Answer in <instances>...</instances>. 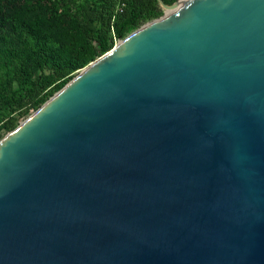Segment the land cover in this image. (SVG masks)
Returning a JSON list of instances; mask_svg holds the SVG:
<instances>
[{
    "label": "water",
    "instance_id": "obj_1",
    "mask_svg": "<svg viewBox=\"0 0 264 264\" xmlns=\"http://www.w3.org/2000/svg\"><path fill=\"white\" fill-rule=\"evenodd\" d=\"M156 1L0 141V264H264V0Z\"/></svg>",
    "mask_w": 264,
    "mask_h": 264
},
{
    "label": "trees",
    "instance_id": "obj_2",
    "mask_svg": "<svg viewBox=\"0 0 264 264\" xmlns=\"http://www.w3.org/2000/svg\"><path fill=\"white\" fill-rule=\"evenodd\" d=\"M171 5L177 0H162ZM0 0V126L13 131L75 74L145 23L162 16L156 0ZM2 112H7L3 115Z\"/></svg>",
    "mask_w": 264,
    "mask_h": 264
},
{
    "label": "rangeland",
    "instance_id": "obj_3",
    "mask_svg": "<svg viewBox=\"0 0 264 264\" xmlns=\"http://www.w3.org/2000/svg\"><path fill=\"white\" fill-rule=\"evenodd\" d=\"M59 3H61L64 7L68 8L71 10V12H75V11H78L80 10L84 4V0H58ZM91 0H87V3H90ZM162 15H163V12H162ZM148 23V22H147ZM146 24V23H145ZM125 39V38H124ZM123 40V39H122ZM97 60V59H96ZM95 61V60H94ZM92 61V62H94ZM90 62V63H92ZM89 63V64H90ZM89 64H87L86 66H88ZM78 73V72H77ZM77 73L75 74V76L77 75ZM74 76V77H75ZM35 112V111H34ZM33 112V113H34ZM3 115H7V112H2ZM30 116V115H29ZM28 116V117H29ZM28 117H26L24 120H21L20 123H22L23 121H25ZM19 123V124H20ZM12 132V131H11ZM11 132H4V130L1 128L0 126V141L3 140L5 137H7Z\"/></svg>",
    "mask_w": 264,
    "mask_h": 264
},
{
    "label": "bare ground",
    "instance_id": "obj_4",
    "mask_svg": "<svg viewBox=\"0 0 264 264\" xmlns=\"http://www.w3.org/2000/svg\"><path fill=\"white\" fill-rule=\"evenodd\" d=\"M193 0H179L174 12L179 11L180 9H183L186 7L189 3H191ZM5 140V138L2 140V142Z\"/></svg>",
    "mask_w": 264,
    "mask_h": 264
},
{
    "label": "built area",
    "instance_id": "obj_5",
    "mask_svg": "<svg viewBox=\"0 0 264 264\" xmlns=\"http://www.w3.org/2000/svg\"><path fill=\"white\" fill-rule=\"evenodd\" d=\"M121 40H114V45H113V47L117 44V43H119ZM112 47V48H113Z\"/></svg>",
    "mask_w": 264,
    "mask_h": 264
}]
</instances>
